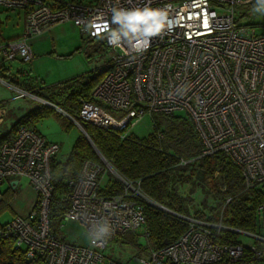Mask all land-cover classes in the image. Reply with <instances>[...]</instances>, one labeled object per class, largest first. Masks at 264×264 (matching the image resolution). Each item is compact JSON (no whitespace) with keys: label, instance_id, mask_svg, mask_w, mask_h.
<instances>
[{"label":"built area","instance_id":"obj_1","mask_svg":"<svg viewBox=\"0 0 264 264\" xmlns=\"http://www.w3.org/2000/svg\"><path fill=\"white\" fill-rule=\"evenodd\" d=\"M252 1L0 0V7L18 12L23 23L17 37L4 39L0 34V74L6 63L34 60L29 39L71 22L88 38L104 41L113 53L91 77L102 75L90 99L77 100L79 120L123 140L146 115L170 117L182 111L199 137L201 153L187 161L180 159L178 166L224 155L240 170L243 191L259 193L264 191V30L258 34L256 27L264 29V23L238 26L235 22V7ZM146 6L165 9L173 27L153 37L142 54L127 46H110L106 29L116 27L111 23L112 9ZM0 83L11 86L1 76ZM3 117L0 106V121ZM59 150L58 143L25 126L18 127L12 141L0 147V186L6 180L26 179L37 197L30 216L6 223L0 228V238L12 241L27 261L37 259L40 264H119L104 256V250L128 233L141 232L147 241L139 204L144 197L104 160L99 159L101 164L86 161L78 176L68 182L61 223L83 227L89 245L78 247L58 240L51 232L49 206L54 191L52 167ZM106 170L123 186V194L100 193ZM230 201L225 200L215 221L176 215L186 224L185 232L160 250L149 248V258L142 264L264 262V238L222 224L224 206ZM257 210L259 215L264 213V204ZM104 223L109 234L93 243L92 233ZM221 231L253 236L261 246L221 245L217 242Z\"/></svg>","mask_w":264,"mask_h":264},{"label":"trees","instance_id":"obj_2","mask_svg":"<svg viewBox=\"0 0 264 264\" xmlns=\"http://www.w3.org/2000/svg\"><path fill=\"white\" fill-rule=\"evenodd\" d=\"M245 6L249 7L248 12L253 10L255 0ZM244 16H247L245 12L241 14V17ZM98 43L107 48L104 41L100 40ZM101 77L102 75L90 77L76 86L63 85L47 95L35 87L23 86L16 81L10 82L17 89L44 100L73 118L90 139L88 141L78 131L66 160L63 163L53 162L54 191L49 206L50 228L53 235L56 236L55 223H61L67 209L62 197L68 193V182L78 176L84 162L101 164L94 148L109 163L115 174L138 189L144 197L143 200H139V204L143 209L145 230L148 233L146 242L154 251L170 245L185 232L186 224L176 215H190L189 208L194 204V199L192 191L187 195H181L179 191L182 189L181 185H189L190 182L201 185L197 177H202L213 192L215 209H221L225 200L231 198L224 206L222 224L227 228L255 235L256 228H259L257 209L260 204H264V191L244 192L240 170L224 155L201 158L187 166H178L180 159L187 161L201 153L199 137L187 117L151 115L152 132L146 138L137 139L130 134L123 140L116 134L100 130L78 119L80 105L77 100L90 99V93ZM52 115L61 121L65 131L75 128L65 116L40 103L15 122L6 134L0 136V147L12 141L18 127L25 126L36 131V124ZM123 192L124 188L117 180H112L100 191L106 196L121 195ZM7 202L8 198L2 194L0 208L5 207ZM215 209L212 208V211ZM196 217L204 218L202 215ZM206 219L216 220L211 216ZM217 242L221 245L240 244L237 234L230 231H221ZM248 255V250H245L246 262L249 261ZM0 264L40 263L37 259L27 261L21 251L14 249L12 241L0 238Z\"/></svg>","mask_w":264,"mask_h":264},{"label":"rangeland","instance_id":"obj_3","mask_svg":"<svg viewBox=\"0 0 264 264\" xmlns=\"http://www.w3.org/2000/svg\"><path fill=\"white\" fill-rule=\"evenodd\" d=\"M247 6L235 7V20L238 25L250 23H264V15L250 10ZM246 13L247 16L241 17ZM262 27L257 26L256 32L262 33ZM23 23L18 19V12L5 11L0 7V34L4 39H10L21 35ZM35 58L30 63L18 61L5 64V70L0 76L6 83L16 81L18 84L39 89L44 95L51 94L60 87L76 86L96 74L103 68L113 53L110 49L102 47L100 41H90L82 34L81 30L71 22H65L52 27L44 34L28 40ZM68 82V83H67ZM67 83V84H65ZM11 86L0 83V106L4 110V117L0 121V136L6 134L22 116L34 109L40 102L33 99L12 84ZM103 108H106L102 105ZM111 114V110L106 109ZM65 116V115H63ZM176 117H186L184 112H176ZM66 117V116H65ZM66 119H68L66 117ZM69 120V119H68ZM75 126V125H74ZM152 118L146 115L131 129V134L137 139H144L152 132ZM36 129L47 139L62 145L61 154L64 158L69 155L71 148L80 130L75 126L65 131L61 121L55 116H49L36 124ZM81 133V132H80ZM201 185L194 182L189 185H181V195H187L192 191L194 204L190 206L189 213L202 215L204 218H217L221 209H215L213 192L203 181L197 177ZM115 176L108 170L102 175L100 185L104 189ZM219 182L218 180H216ZM215 181V182H216ZM18 203V199L12 198V203ZM212 208L215 210L212 211ZM11 211L3 210L0 213V222H5L11 216ZM258 227L255 235L264 238V213L259 215ZM56 238L62 242L78 247H87L89 237L84 228L75 222H56L54 225ZM238 242L248 248L251 245L261 246L258 239L242 232H237ZM148 244L141 232L128 233L124 237L110 243L104 250V256L121 264H142L149 258ZM264 264V263H256Z\"/></svg>","mask_w":264,"mask_h":264},{"label":"clouds","instance_id":"obj_4","mask_svg":"<svg viewBox=\"0 0 264 264\" xmlns=\"http://www.w3.org/2000/svg\"><path fill=\"white\" fill-rule=\"evenodd\" d=\"M254 12L264 15V0H255ZM111 23L115 28L106 29V39L112 47L127 46L142 54L157 37L173 27L165 9L143 7L134 9L113 8ZM110 228L104 223L92 233L93 243L109 234Z\"/></svg>","mask_w":264,"mask_h":264},{"label":"crops","instance_id":"obj_5","mask_svg":"<svg viewBox=\"0 0 264 264\" xmlns=\"http://www.w3.org/2000/svg\"><path fill=\"white\" fill-rule=\"evenodd\" d=\"M36 131L39 132L37 129H36ZM45 139L49 142H52V140H49L47 138H45ZM53 142H55V141H53ZM56 143H58V142H56ZM58 144L60 146V150L54 159L55 164L56 163H63L66 160V158H64V156L60 153L62 150V145L60 143H58ZM2 194L6 195V198H8V202H7L5 207L0 208V213L3 210H9L10 209L12 214L9 217V219H7L5 222H0V228L2 226H4L6 223H8L9 221L13 220L14 218H17V217L27 218L30 216L32 210L35 207L37 197H36V193L33 191V189L31 188V186L29 185V183L26 179L6 180L0 186V202L2 200ZM12 198H14L15 200L18 199L19 202L18 203L14 202L10 206V204H11L10 201ZM0 218H1V216H0ZM119 264H121V263H119Z\"/></svg>","mask_w":264,"mask_h":264},{"label":"water","instance_id":"obj_6","mask_svg":"<svg viewBox=\"0 0 264 264\" xmlns=\"http://www.w3.org/2000/svg\"><path fill=\"white\" fill-rule=\"evenodd\" d=\"M35 100H37L38 102H40V103H42V104H44V105H47L48 107H51L52 109H54V110H56L59 114H61V115H65L79 130H80V132L86 137V139H88V141H90V139H89V137L87 136V134L84 132V130H83V128L81 127V125H79L75 120H73L72 118H70L68 115H66L65 113H63L60 109H58V108H56V107H54V106H51L49 103H47V102H45L44 100H42V99H39V98H37V97H35ZM94 148V147H93ZM94 150H95V152H96V154H97V156L99 157V159H102V160H104V162H106L108 165H109V163L100 155V153L94 148ZM113 170V169H112ZM113 173H114V171H113ZM116 175L118 176V177H120L117 173H116ZM153 205V204H152ZM155 207H157V208H159V209H162V210H164V211H166L164 208H162V207H159V206H157V205H154Z\"/></svg>","mask_w":264,"mask_h":264},{"label":"bare ground","instance_id":"obj_7","mask_svg":"<svg viewBox=\"0 0 264 264\" xmlns=\"http://www.w3.org/2000/svg\"><path fill=\"white\" fill-rule=\"evenodd\" d=\"M113 171V170H112ZM115 174V173H114Z\"/></svg>","mask_w":264,"mask_h":264}]
</instances>
